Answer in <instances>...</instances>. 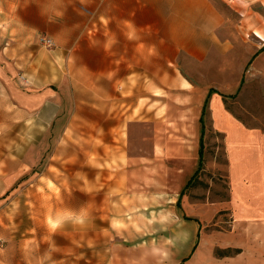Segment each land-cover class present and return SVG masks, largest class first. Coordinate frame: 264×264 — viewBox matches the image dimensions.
<instances>
[{
	"label": "crops",
	"instance_id": "0c3cea01",
	"mask_svg": "<svg viewBox=\"0 0 264 264\" xmlns=\"http://www.w3.org/2000/svg\"><path fill=\"white\" fill-rule=\"evenodd\" d=\"M255 5L264 11V0H0V83L17 77L28 88L13 93L39 123L57 112L53 85L92 93L82 105L91 119L77 118L105 141L92 147L102 149L110 188L164 204L168 264H264V128L223 96L264 81V13ZM42 33L53 47L38 42ZM202 117L199 178L220 174L224 198L182 194L200 167ZM213 134L225 162L205 166Z\"/></svg>",
	"mask_w": 264,
	"mask_h": 264
},
{
	"label": "rangeland",
	"instance_id": "374dc122",
	"mask_svg": "<svg viewBox=\"0 0 264 264\" xmlns=\"http://www.w3.org/2000/svg\"><path fill=\"white\" fill-rule=\"evenodd\" d=\"M17 79L9 86L0 83V264H158L162 258L153 250L171 239V219L161 213L164 204L156 198L109 187L108 171L99 165V158L104 164L102 149L92 147L93 124L77 118L91 119L92 108L82 105L92 102V93L53 85L57 112L53 122L39 123L16 101L13 92L28 89ZM227 104L247 124L264 128L263 80L246 82ZM208 143L205 166L223 165L221 137L213 134ZM209 171L202 178L214 182L211 190L200 185L187 194L204 200L227 196L222 176ZM82 209L87 214L77 224L75 215ZM65 212L73 218L50 232L47 218ZM168 263L167 258L163 264Z\"/></svg>",
	"mask_w": 264,
	"mask_h": 264
},
{
	"label": "clouds",
	"instance_id": "9594fccd",
	"mask_svg": "<svg viewBox=\"0 0 264 264\" xmlns=\"http://www.w3.org/2000/svg\"><path fill=\"white\" fill-rule=\"evenodd\" d=\"M87 214V209H82L79 215H75V223L83 224L84 223V216ZM74 214L72 212H65L63 214H57L55 217H48L46 220L47 227L50 232L55 233L59 228L62 227L63 222L65 220L72 219ZM172 240H166V244H172ZM155 255L160 256L162 259L158 262V264H163L165 260L168 258V251L162 250L160 248H156L153 250Z\"/></svg>",
	"mask_w": 264,
	"mask_h": 264
},
{
	"label": "trees",
	"instance_id": "16d2710c",
	"mask_svg": "<svg viewBox=\"0 0 264 264\" xmlns=\"http://www.w3.org/2000/svg\"><path fill=\"white\" fill-rule=\"evenodd\" d=\"M244 83H245V81H242V86ZM210 95H211V93H210ZM223 96H224V98H226V102H227L228 97L235 98L237 95L234 94V95H223ZM209 97L207 98L206 103L204 105V112H203L204 114L206 112ZM228 108L231 110V108L229 106H228ZM206 130L207 129H205V123H204V120L202 117V137H201V144L202 145L200 147V156H201L200 167H199V170L196 172V174L189 180V182L185 186L182 194L187 193L188 190H191L192 188H195V187L200 186V185L206 186L207 188L209 187V184L206 181L199 178V172L204 168V156H205V145H206V144H204V135H205ZM179 203H180V201L178 202V204ZM221 213H226V212L222 211ZM180 264H183V263H180Z\"/></svg>",
	"mask_w": 264,
	"mask_h": 264
},
{
	"label": "built area",
	"instance_id": "2783aa9c",
	"mask_svg": "<svg viewBox=\"0 0 264 264\" xmlns=\"http://www.w3.org/2000/svg\"><path fill=\"white\" fill-rule=\"evenodd\" d=\"M38 42L42 46H46L48 48H51V47H53L55 45L53 39L51 37L43 34V33L39 35Z\"/></svg>",
	"mask_w": 264,
	"mask_h": 264
},
{
	"label": "bare ground",
	"instance_id": "6f19581e",
	"mask_svg": "<svg viewBox=\"0 0 264 264\" xmlns=\"http://www.w3.org/2000/svg\"><path fill=\"white\" fill-rule=\"evenodd\" d=\"M257 34H258L260 37L264 38V33H263V32L257 31Z\"/></svg>",
	"mask_w": 264,
	"mask_h": 264
}]
</instances>
